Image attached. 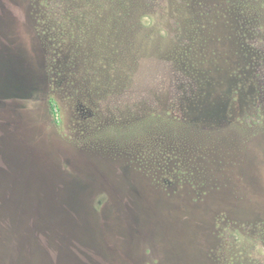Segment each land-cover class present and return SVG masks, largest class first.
<instances>
[{
    "label": "rangeland",
    "instance_id": "obj_1",
    "mask_svg": "<svg viewBox=\"0 0 264 264\" xmlns=\"http://www.w3.org/2000/svg\"><path fill=\"white\" fill-rule=\"evenodd\" d=\"M0 264H264V0H0Z\"/></svg>",
    "mask_w": 264,
    "mask_h": 264
}]
</instances>
